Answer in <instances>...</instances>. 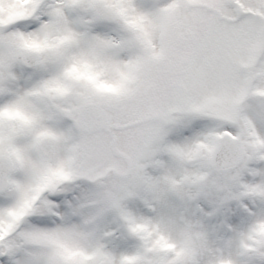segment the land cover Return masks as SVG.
Instances as JSON below:
<instances>
[{"label":"snow or ice","instance_id":"snow-or-ice-1","mask_svg":"<svg viewBox=\"0 0 264 264\" xmlns=\"http://www.w3.org/2000/svg\"><path fill=\"white\" fill-rule=\"evenodd\" d=\"M0 264H264V0H0Z\"/></svg>","mask_w":264,"mask_h":264}]
</instances>
